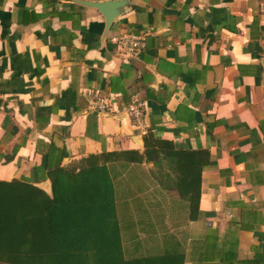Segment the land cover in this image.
Returning a JSON list of instances; mask_svg holds the SVG:
<instances>
[{"label":"crops","instance_id":"obj_1","mask_svg":"<svg viewBox=\"0 0 264 264\" xmlns=\"http://www.w3.org/2000/svg\"><path fill=\"white\" fill-rule=\"evenodd\" d=\"M105 1L119 0H0V180L51 195L42 142L63 164L142 152L124 110L138 99L146 131L193 150L194 167L164 187L152 162L107 165L124 256L264 264V0H124L109 25L87 4ZM125 31L145 38L132 58L116 50ZM94 92L107 113L89 109Z\"/></svg>","mask_w":264,"mask_h":264},{"label":"trees","instance_id":"obj_2","mask_svg":"<svg viewBox=\"0 0 264 264\" xmlns=\"http://www.w3.org/2000/svg\"><path fill=\"white\" fill-rule=\"evenodd\" d=\"M143 148L103 149L63 164V149L51 141L38 143L46 162L37 170L50 180L51 195L28 178L0 180V264H165V256H124L107 165L152 162L162 186L174 172L180 186L185 166L192 162L194 167V151L151 130L143 134ZM196 154L205 168L209 151L199 148ZM198 199L199 191L193 198L196 209Z\"/></svg>","mask_w":264,"mask_h":264},{"label":"built area","instance_id":"obj_3","mask_svg":"<svg viewBox=\"0 0 264 264\" xmlns=\"http://www.w3.org/2000/svg\"><path fill=\"white\" fill-rule=\"evenodd\" d=\"M115 46L117 52L122 57L132 58L140 53L145 47V38L143 35L134 32H121L115 37ZM90 110L107 113L109 105L100 97L98 92H94L88 100ZM124 110L132 117L134 124L142 133L146 132V126L143 123V102L138 99L131 101Z\"/></svg>","mask_w":264,"mask_h":264},{"label":"water","instance_id":"obj_4","mask_svg":"<svg viewBox=\"0 0 264 264\" xmlns=\"http://www.w3.org/2000/svg\"><path fill=\"white\" fill-rule=\"evenodd\" d=\"M89 6L97 8L105 17L106 24H110L121 13L124 7V0L105 1V2H87Z\"/></svg>","mask_w":264,"mask_h":264}]
</instances>
